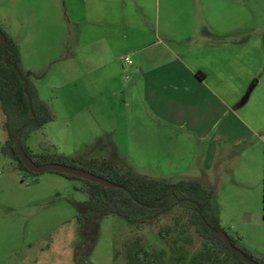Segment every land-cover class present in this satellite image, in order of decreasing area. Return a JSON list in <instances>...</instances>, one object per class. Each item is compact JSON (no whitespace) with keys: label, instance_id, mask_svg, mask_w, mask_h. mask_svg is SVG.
Masks as SVG:
<instances>
[{"label":"crops","instance_id":"1","mask_svg":"<svg viewBox=\"0 0 264 264\" xmlns=\"http://www.w3.org/2000/svg\"><path fill=\"white\" fill-rule=\"evenodd\" d=\"M233 1L64 0L82 75L105 78L96 97L85 87L70 93L78 109L96 103L98 141L127 143L126 156L161 175L186 171L210 200L222 191L244 201L264 177V38L249 36L245 2ZM116 96L110 130L101 109ZM112 146L110 157H120Z\"/></svg>","mask_w":264,"mask_h":264},{"label":"rangeland","instance_id":"2","mask_svg":"<svg viewBox=\"0 0 264 264\" xmlns=\"http://www.w3.org/2000/svg\"><path fill=\"white\" fill-rule=\"evenodd\" d=\"M243 1L249 36L264 38V0ZM68 23L64 0H0V28L18 45L20 66L31 72L29 81L51 115L24 138V144L32 153L72 162L100 158L122 162L145 177L150 169L152 178L167 183L189 178L186 171L161 175L142 157L126 156L125 142L98 141L103 128L96 103L78 109L70 93L85 87L90 88L87 98L95 96L93 87L105 78L82 75L77 32L74 27L68 32ZM118 100L116 96L103 101L101 110L110 130L112 114H118L113 103ZM2 121L0 111V146L5 140ZM112 145L120 157H110ZM263 180L257 195L244 190L249 194L244 201L224 198L222 191L218 195L213 191L210 200L219 226L258 260L264 259ZM85 201L80 180L49 171L19 172L0 150V264H186L201 247L178 209L134 224L113 214L88 216Z\"/></svg>","mask_w":264,"mask_h":264},{"label":"trees","instance_id":"3","mask_svg":"<svg viewBox=\"0 0 264 264\" xmlns=\"http://www.w3.org/2000/svg\"><path fill=\"white\" fill-rule=\"evenodd\" d=\"M4 39V57L0 40V111L3 115L2 128L5 140L0 146L2 153L7 154L14 162L19 172L26 171L15 142L24 154L34 164L59 163L81 169L94 176L103 178L117 186H105L85 178L70 174L54 172L66 178L80 180L81 188L86 194V215L113 214L124 218L129 223H141L157 218L159 215L178 209L185 215V226L192 228L199 239L201 247L194 252L186 264H248L245 260L230 252L223 244L216 231H222L228 237L230 244L242 254L259 264L249 251L239 246L237 238L230 236L218 223L210 204V191L198 181L192 179L179 180L175 183L145 177L128 170L104 162L91 160L72 162L63 158L32 153L24 144V138L37 130L50 118V112L43 102L37 98L36 90L29 81L28 70L20 66L18 45L0 28ZM264 162V150H263ZM262 218L264 219V180L262 193ZM178 218L174 220L177 226ZM138 251H136V255ZM144 254V252H143ZM222 254V257H218ZM178 259L183 255L179 254Z\"/></svg>","mask_w":264,"mask_h":264},{"label":"water","instance_id":"4","mask_svg":"<svg viewBox=\"0 0 264 264\" xmlns=\"http://www.w3.org/2000/svg\"><path fill=\"white\" fill-rule=\"evenodd\" d=\"M0 40H1V46H2V57H4V39L3 37L0 35ZM15 147L17 150V154L19 156V159L21 160V162L23 163V165L26 167L27 170L31 171V172H35V173H39L42 171H55V172H59V173H65V174H70L73 175L75 177H79V178H85V179H89L91 181L100 183L102 185L105 186H117L115 184H112L111 182L94 176L88 172H85L81 169L78 168H74V167H70L67 165H63V164H59V163H43V164H34L32 160H30L22 151L21 147L18 145L17 141L15 142ZM216 234L221 238L223 244L226 246V248L236 254L238 257H240L241 259L245 260L248 264H259L256 263L248 258H246L242 252H240L238 249L234 248L229 240L228 237L226 236V234H224L222 231H216Z\"/></svg>","mask_w":264,"mask_h":264},{"label":"built area","instance_id":"5","mask_svg":"<svg viewBox=\"0 0 264 264\" xmlns=\"http://www.w3.org/2000/svg\"><path fill=\"white\" fill-rule=\"evenodd\" d=\"M123 60L126 61L127 63L130 62L129 59H128L127 57H124Z\"/></svg>","mask_w":264,"mask_h":264}]
</instances>
